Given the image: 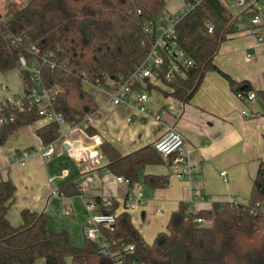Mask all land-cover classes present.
<instances>
[{"label":"trees","instance_id":"obj_1","mask_svg":"<svg viewBox=\"0 0 264 264\" xmlns=\"http://www.w3.org/2000/svg\"><path fill=\"white\" fill-rule=\"evenodd\" d=\"M226 3L205 0L180 21L179 43L193 65L171 83L165 82L172 91H156L188 102L208 72L226 79L235 94L245 96L253 91L248 82L233 80L214 62L221 45L238 32L237 20ZM165 10V0H30L23 8L10 4L0 17V73L21 70V57L29 65L36 64L42 84L56 92L53 109L68 124L76 123L99 107L86 83L95 84L105 77L127 78L148 52L143 24ZM21 73L23 83H30V73L23 69ZM256 95L264 102V91ZM11 114L15 121L0 127V148L14 133L39 121L36 107ZM94 133L90 131V135ZM35 134L47 146L59 138V126L50 123ZM101 152L106 169L116 178L128 180L130 187L141 182L140 174L146 168L171 162L153 145L123 156L106 142ZM142 185L165 189L169 176L146 174ZM15 192L11 180L0 181V264H35L39 259L45 264H264V215L255 211L264 201L263 162L248 205L216 202L208 210L188 214L189 207L181 203L171 214L166 232L159 233L152 244L134 226L130 213H118L111 228L102 230L112 256L102 254L99 246L86 238L82 247L73 246L69 233L54 232L44 213L23 210L22 224L13 226L7 216ZM58 193L66 198L81 195L75 183ZM95 201L104 213L114 214L119 205L113 200L105 207V200L99 197ZM198 218L204 223L196 224ZM129 247L132 251L126 250Z\"/></svg>","mask_w":264,"mask_h":264},{"label":"crops","instance_id":"obj_2","mask_svg":"<svg viewBox=\"0 0 264 264\" xmlns=\"http://www.w3.org/2000/svg\"><path fill=\"white\" fill-rule=\"evenodd\" d=\"M237 1L229 3L227 0L226 6L236 3L240 9L238 15L247 17L249 23L240 26L239 17H235L238 32L221 45L214 62L233 80L248 82L252 92L257 94L264 91V43L248 35L250 15L247 6L254 2L255 9L264 11V0H246L245 7ZM166 10L169 11L167 4ZM112 91L113 88L108 86L104 94L96 97L101 102L97 100L99 107L97 122L92 129L94 134H101L105 143L112 144L126 156L154 145L169 130H174L184 138L189 163L195 170L190 179L183 182L175 174L160 171L158 168L162 166L148 167L143 175L140 174L142 182L146 174L169 176V185L165 189L147 186L144 189L143 186L145 205L130 212V215L137 216L132 222L147 243L152 244L159 233L166 232L171 214L181 203L189 207L188 214L208 210L216 202L250 203L254 179L260 164L264 163V102L260 96L256 95L252 102L240 101L226 79L216 72H208L190 101L180 102L172 98L182 105L179 106L183 111L180 119L164 114L148 98L149 107L163 116V121L155 124L143 122L133 109L126 106L106 105ZM243 112L250 117H244ZM130 117L132 123L127 124ZM45 125L37 122L29 126L33 130L23 128L14 133L8 150H5V161L9 162L14 154L23 150L42 147L35 131ZM138 128L148 130L143 136L136 134ZM69 142L71 146L67 151L64 146L68 143L64 141L60 145L61 141L56 142L55 154L48 160L33 156L24 166H9L7 162L6 167L0 169V181L11 180L16 188L7 216L13 226L22 224L23 210L44 213L49 216V226L54 232L67 231L71 244L82 247L89 218L86 203L99 197L114 199L121 205L133 189L119 183L106 169L101 147L93 148L86 135H71ZM57 145L60 148H56ZM93 153L98 156H92ZM69 183L84 188V193L74 198L52 194ZM194 185L201 186L200 195L193 193ZM66 206L71 209L69 216L65 215Z\"/></svg>","mask_w":264,"mask_h":264},{"label":"built area","instance_id":"obj_3","mask_svg":"<svg viewBox=\"0 0 264 264\" xmlns=\"http://www.w3.org/2000/svg\"><path fill=\"white\" fill-rule=\"evenodd\" d=\"M180 4L177 12L165 10L154 21L145 22L143 24V32L145 42L148 45V52L142 63L127 77H119L116 80L105 77L103 81L97 80L95 84L86 83L95 97L104 94L105 86L113 88L112 93L108 94L106 105L112 107L126 106L133 109L136 114L145 123L152 122L159 124L163 121L162 115L154 112L148 105L147 89L151 86L153 89L172 91L167 83L174 81L176 75L183 73L184 69L193 65L192 60L187 56L181 47L177 34V26L180 21L198 8L205 0H177ZM229 3L234 0H228ZM241 7H245L246 0H238ZM254 2H249L247 12L250 15V29L248 35L254 37L259 43H264V11L255 9ZM209 32L213 31L210 23H207ZM32 50H35L32 48ZM46 62V61H45ZM30 65L24 57L20 58V67L27 69ZM30 83H24V97L21 99L8 98L0 103V127L15 121L12 111L24 112L27 108L31 110L36 107L38 109L39 121L45 124L55 123L59 126V138L47 145L35 150H23L18 154H14L9 160V166H24L27 160L33 156H40L44 160L52 158L55 154L56 142H69V136L74 134L86 135L93 148H100L105 142L101 134L90 135V131L95 127L97 119L96 112L86 115L73 124H68L64 117L58 114L52 107L55 100L56 92L53 89L46 88L40 81V71L38 66H34L30 70ZM167 82V83H165ZM241 100L255 101L256 94L249 92L245 96L237 94ZM27 106V107H26ZM242 115L249 118L247 112ZM132 123V117L127 119V124ZM36 124V123H35ZM32 124L31 126L35 125ZM154 148L164 159H170V167L173 169L176 177L180 181L189 180L191 174L195 171L189 163V152L184 138L176 131L169 130L163 137L154 143ZM92 156H98L93 153ZM221 175H225L222 173ZM119 183L129 186V181L118 177ZM132 193L121 205H118L115 213H104L101 206L92 200L86 203V209L89 214L87 225L85 228V238L99 246L100 252L105 256H112L110 253L109 242L102 234L103 229H110L115 223L118 213L134 211L138 206L145 205L142 198L143 186L140 183L134 184ZM201 186L194 185L193 193L201 194ZM81 195L84 188H80ZM54 196L63 197L58 192L52 193ZM114 199H106L104 206H110ZM115 201V200H114ZM117 202V201H116ZM118 203V202H117ZM258 210L264 215V201L257 206ZM71 209L66 206L65 215L69 216ZM196 224L204 223L203 219H196ZM126 250L132 251V247ZM121 264V263H118Z\"/></svg>","mask_w":264,"mask_h":264},{"label":"rangeland","instance_id":"obj_4","mask_svg":"<svg viewBox=\"0 0 264 264\" xmlns=\"http://www.w3.org/2000/svg\"><path fill=\"white\" fill-rule=\"evenodd\" d=\"M29 1L30 0H0V17H4L8 5L14 4L18 8H23L24 6L27 5V3ZM165 1H166V4H167L169 11L177 12V10H179L180 4L177 0H165ZM237 7H238L237 4L234 3L233 5H230L227 8L233 15H235V17H239L238 20L240 19V22H239L240 26H246L245 23H247L249 20L245 16H239L238 15L240 9H239V7L238 8ZM34 66H37V65L36 64L30 65L27 69H23V70L27 74L30 72V70ZM21 70L16 69V70L10 71L6 74L0 73V103L5 101L8 98H11V99H18L19 98V99H21L24 97V95H25L24 83L22 80ZM107 87L108 86H105V90ZM146 94L150 100V103L154 104L157 107H160L162 109V112L164 114L169 115V117L177 116L178 119H180L181 116L183 115L182 109H179V106H182L181 103L174 101L171 97L163 94L162 92L156 91L155 89L147 90ZM234 95H236L237 99L242 101L240 98H238L237 94L234 93ZM97 100H99L101 102L100 99H97ZM25 128H29V129L33 130L31 127H25ZM136 130H137L136 134L144 136V133H146L148 129L147 128H143V129L138 128ZM120 138H121V136H120ZM116 139H118V138H116ZM11 142H12V136L7 140L5 145L0 148V169L1 168L4 169L7 165L8 161L7 162L5 161V150H8ZM62 144H63V142H61L60 145H62ZM58 146L59 145H57L56 148ZM58 148H60V147H58ZM8 164H9V162H8ZM158 169H160V171H162V172L166 171L170 175L175 174V173H173L174 172L173 169L170 168L169 166H162V167H159ZM142 175H143V173H142ZM142 186H144V185H142ZM144 189H145V186H144ZM131 218L133 221L137 220V216L135 214H132ZM35 264H45V261L43 259H39L36 261ZM68 264H70V262H68Z\"/></svg>","mask_w":264,"mask_h":264},{"label":"water","instance_id":"obj_5","mask_svg":"<svg viewBox=\"0 0 264 264\" xmlns=\"http://www.w3.org/2000/svg\"><path fill=\"white\" fill-rule=\"evenodd\" d=\"M68 149H70V146L69 145H65L64 146V150L67 151Z\"/></svg>","mask_w":264,"mask_h":264}]
</instances>
